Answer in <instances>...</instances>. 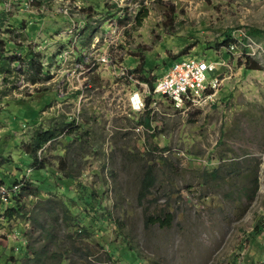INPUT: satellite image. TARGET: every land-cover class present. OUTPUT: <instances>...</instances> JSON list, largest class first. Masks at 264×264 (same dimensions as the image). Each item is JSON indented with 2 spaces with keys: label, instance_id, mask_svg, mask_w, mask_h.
Returning <instances> with one entry per match:
<instances>
[{
  "label": "rangeland",
  "instance_id": "374dc122",
  "mask_svg": "<svg viewBox=\"0 0 264 264\" xmlns=\"http://www.w3.org/2000/svg\"><path fill=\"white\" fill-rule=\"evenodd\" d=\"M252 27L264 31V0H0V177H29L9 203L21 213L0 212V264H34L31 249L39 264H264V34L247 38ZM77 34L146 79L187 56L227 65L207 73L221 75L208 104L135 113L128 81L100 64L73 74L81 48L58 57ZM39 127L56 138L33 157ZM164 213L170 225L151 223Z\"/></svg>",
  "mask_w": 264,
  "mask_h": 264
},
{
  "label": "built area",
  "instance_id": "2783aa9c",
  "mask_svg": "<svg viewBox=\"0 0 264 264\" xmlns=\"http://www.w3.org/2000/svg\"><path fill=\"white\" fill-rule=\"evenodd\" d=\"M246 34L247 38L251 37L249 33ZM79 37V34L75 35V43L70 48V51H64L58 54L60 59L64 58L66 61L68 52L70 56L71 52L75 54L77 52L76 50L81 48V46L75 45ZM108 38L111 39V35ZM251 42L256 44L253 39H251ZM97 43H99V39L93 44V47H96ZM107 46L109 47V44ZM224 48L228 51H234L236 49V43L232 42ZM80 54L76 57L77 63L74 65L73 74L78 69H82L79 74L86 75L92 71L94 66L98 64L104 65L116 79L126 80L132 85V90L129 94V103L132 111L135 113H143L147 110L148 101L150 102L149 106L155 108V105H158L159 100L162 98L180 110H190L208 104L214 98V91H218L221 85V75L209 79L207 73L214 72L218 66L226 67L227 65L223 59V61H207L197 56L182 57L174 61L167 73L156 78L153 87H151L148 81L142 80L139 72L135 69L123 63L118 64L119 62L114 59L108 50H103L100 55L95 57L92 52L89 53L88 49L82 47ZM49 64L50 62H44L41 65L42 69H50L52 65ZM28 180L29 177L25 178L23 175L22 178L10 186L3 183L0 184L1 213H4V209H6L4 206L8 207L9 203L19 195L22 188L27 185Z\"/></svg>",
  "mask_w": 264,
  "mask_h": 264
},
{
  "label": "trees",
  "instance_id": "16d2710c",
  "mask_svg": "<svg viewBox=\"0 0 264 264\" xmlns=\"http://www.w3.org/2000/svg\"><path fill=\"white\" fill-rule=\"evenodd\" d=\"M145 16H147V15L146 14H144V15H140L139 14L138 15L137 20H138L139 24L142 23V20H143V18ZM248 32H249V34L251 36L256 37V38H260L264 34L263 30H261L259 28H255V27L250 28ZM230 40H231V36H230V34H228L226 36V39H224V42L228 43ZM4 64H5V62L2 64V67L4 66ZM31 66L34 67V63H32ZM246 67H247V69H259L260 68L258 63L254 64V63H252L250 61L246 62ZM41 70H42V67H41ZM142 80L148 81L150 83L151 87H153V83L156 80V78L151 80L150 78L146 79L145 77H142ZM149 105H150V102L148 103V106ZM142 122H143V124H145L146 127L150 128L151 127V123H152V119H151L150 115H147ZM54 130H52V129H49V130L37 129L35 135H33V143H32L30 149L27 152L31 156L36 157L35 155L38 153V151L48 141H51V140L56 138ZM34 160L37 162L36 158ZM37 166H40V165H37ZM152 177L153 176L151 174L150 175H146L144 177L143 186H142V192L143 193L147 192L151 188V186L153 185L154 180H153ZM69 179H72V177L69 176ZM3 182L4 181L1 180V178H0V184H2ZM65 205L67 207H69L68 203H65ZM4 212H5L4 213L5 216L8 217V218H12V217L16 216L17 214H20L21 213L20 203L15 201V203H13L12 205H9L7 207V209H4ZM163 215L164 216H162V215H157V216H154V217L151 216L150 217L151 223L152 224L160 223V225H162V226L170 225L171 222H172V219H173V214L172 213H164ZM32 253L34 255L32 258H33L34 261H36L34 264L41 263L42 262V259H41L42 258V254H40L39 251H35V250L33 251V249H31V251L30 250L28 251L27 255H31Z\"/></svg>",
  "mask_w": 264,
  "mask_h": 264
},
{
  "label": "crops",
  "instance_id": "0c3cea01",
  "mask_svg": "<svg viewBox=\"0 0 264 264\" xmlns=\"http://www.w3.org/2000/svg\"><path fill=\"white\" fill-rule=\"evenodd\" d=\"M50 16V15H49ZM41 18L40 19H44L45 17H47V16H40ZM51 17H55V16H51ZM13 20H14V22L16 23V24H19V23H21L22 22V20L19 18V16H15L14 15V18H13ZM28 23L29 22H27V25H28ZM27 29V28H26ZM42 35L43 34H41L40 36L42 37ZM46 38V37H45ZM43 39H44V37H43ZM1 64V63H0ZM44 72H46L45 70L46 69H42ZM43 75H44V73H43ZM60 98V100L58 101V100H55V102H57L58 103V106H60V107H62V100H63V97H59ZM47 108H49V110L50 109H52V108H56V105L54 106L53 104H50V105H48L47 106ZM47 108H46V110H43V114H46V113H48V110H47ZM46 116H47V114H46ZM43 119H45V118H43ZM43 123V122H42ZM42 123H36L35 125L37 126V125H41ZM46 128V127H45ZM51 128V127H50ZM50 128H48V129H43V130H49ZM39 129H41V127H39ZM1 178V177H0ZM1 180H3L2 178H1Z\"/></svg>",
  "mask_w": 264,
  "mask_h": 264
}]
</instances>
